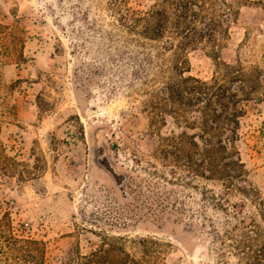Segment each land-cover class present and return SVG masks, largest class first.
I'll use <instances>...</instances> for the list:
<instances>
[{"label":"rangeland","instance_id":"rangeland-1","mask_svg":"<svg viewBox=\"0 0 264 264\" xmlns=\"http://www.w3.org/2000/svg\"><path fill=\"white\" fill-rule=\"evenodd\" d=\"M197 1L225 32L183 52L139 32L161 0H0V219L43 264H264V0ZM180 54L237 70L239 124L165 93Z\"/></svg>","mask_w":264,"mask_h":264},{"label":"trees","instance_id":"trees-1","mask_svg":"<svg viewBox=\"0 0 264 264\" xmlns=\"http://www.w3.org/2000/svg\"><path fill=\"white\" fill-rule=\"evenodd\" d=\"M160 7L146 12L143 19L150 18L148 24L142 27L141 34L150 35V38H159L169 30L178 38L177 47L186 51L201 43L203 40L215 42L217 35L224 33L223 28L228 18L207 17L197 0H161ZM131 30H136V19ZM175 43H170L174 46ZM181 59L176 63L178 77H174L163 87L165 93L174 100H187L188 103H205L216 107L213 117L206 118L212 123L220 119L227 120L233 125L239 124L238 88L233 87V81L239 79L236 71H228L229 83H221L217 78L206 81L192 75L184 77V64L187 59L180 54ZM228 68H231L228 66ZM234 108V112H229ZM23 174V173H22ZM20 173V175L22 176ZM9 219H0V264H43L45 248L40 247V241L30 236L17 235ZM123 254L124 256L120 255ZM122 256V257H119ZM127 258V259H126ZM65 264H129L128 254L123 249H112L104 245L90 253H82L78 248L71 249L63 260Z\"/></svg>","mask_w":264,"mask_h":264}]
</instances>
